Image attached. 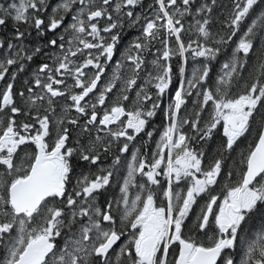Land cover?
<instances>
[{
    "label": "snow or ice",
    "instance_id": "obj_1",
    "mask_svg": "<svg viewBox=\"0 0 264 264\" xmlns=\"http://www.w3.org/2000/svg\"><path fill=\"white\" fill-rule=\"evenodd\" d=\"M0 29V264H264V0H4Z\"/></svg>",
    "mask_w": 264,
    "mask_h": 264
},
{
    "label": "flooded vegetation",
    "instance_id": "obj_2",
    "mask_svg": "<svg viewBox=\"0 0 264 264\" xmlns=\"http://www.w3.org/2000/svg\"><path fill=\"white\" fill-rule=\"evenodd\" d=\"M4 2V0H0V3ZM151 0H144V4L145 6H147L148 3H150ZM11 33V29H8V30H4V29H0V37H6V36H9ZM136 31L135 29H129V28H125L123 32H121L120 34V42L119 44L117 45V55L115 56L113 62H112V66L114 67L115 66V62L116 60H119L120 56H119V51H122L124 49V47L126 45H128V43L133 40V38L135 37L136 35ZM48 37H52V34L51 33H48ZM33 38L35 39V33L33 32ZM54 38V37H53ZM36 42V41H35ZM34 42V43H35ZM39 42L41 44H43L44 42V38H40L39 39ZM41 62H44L43 61V58H35V63L32 65V68L28 69V71L26 73H21L20 74V78L17 80L16 82V88L19 89L22 84H23V80L25 78H27V76L29 75V73L32 71V69H34L39 63ZM111 68H108L107 71L108 73L110 74V71H111ZM3 86V82H0V87Z\"/></svg>",
    "mask_w": 264,
    "mask_h": 264
},
{
    "label": "trees",
    "instance_id": "obj_3",
    "mask_svg": "<svg viewBox=\"0 0 264 264\" xmlns=\"http://www.w3.org/2000/svg\"><path fill=\"white\" fill-rule=\"evenodd\" d=\"M230 2H231V0H219V4H222V5L223 4H230ZM222 13H223V15H222ZM226 16H227V12H224L223 9H221L220 7H218L214 13V19H216V20H221ZM219 27H220L219 24L215 25L214 30L218 29ZM111 72H112V68H111L110 74H111ZM166 102H167V97H165V104H166ZM162 123H163V115L158 110L157 115L154 117V119L151 121V124L149 125V129L151 130V128L154 127L155 129H157V132H158L160 130ZM156 138H158V136ZM139 143H140V141L138 140L137 145H139ZM150 146L154 147V144H152Z\"/></svg>",
    "mask_w": 264,
    "mask_h": 264
},
{
    "label": "bare ground",
    "instance_id": "obj_4",
    "mask_svg": "<svg viewBox=\"0 0 264 264\" xmlns=\"http://www.w3.org/2000/svg\"><path fill=\"white\" fill-rule=\"evenodd\" d=\"M36 41V39L33 38V43Z\"/></svg>",
    "mask_w": 264,
    "mask_h": 264
}]
</instances>
